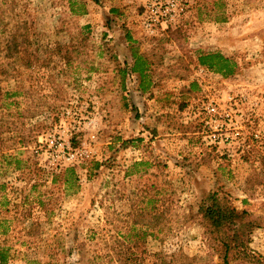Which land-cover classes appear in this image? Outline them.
I'll list each match as a JSON object with an SVG mask.
<instances>
[{
  "label": "rangeland",
  "instance_id": "1",
  "mask_svg": "<svg viewBox=\"0 0 264 264\" xmlns=\"http://www.w3.org/2000/svg\"><path fill=\"white\" fill-rule=\"evenodd\" d=\"M14 13L37 29L39 60L1 84L21 113L10 117L18 134L0 138L6 264H87L117 240L139 264H220L197 214L212 191L258 223L249 247L264 257V0H185L154 33L135 0H0V41ZM207 52L233 74L200 65ZM141 209L161 213V230L137 238Z\"/></svg>",
  "mask_w": 264,
  "mask_h": 264
},
{
  "label": "trees",
  "instance_id": "2",
  "mask_svg": "<svg viewBox=\"0 0 264 264\" xmlns=\"http://www.w3.org/2000/svg\"><path fill=\"white\" fill-rule=\"evenodd\" d=\"M91 1L98 2V0ZM15 16H17L16 13L13 14L12 21L14 22L9 29L8 39L0 41V138L3 134H18L15 121L11 120L10 117H18V115H21L19 109L10 110L8 108L11 103H14V101H8L9 98L14 97L19 92L3 89L1 84L15 74L17 64L23 65L25 69H33L34 62L39 60V47L31 39L32 36L38 35L37 29L31 22L27 20L20 21L18 18H14ZM1 21L2 19H0ZM5 31L6 28L1 29L0 35H3ZM133 58L134 61L130 67V71L132 73H138L140 78L143 79L146 77V62L135 53L133 54ZM198 63L214 72L220 73L223 77L233 74L235 67L233 61L217 52L200 54L198 56ZM122 73L124 76L123 69ZM142 82L138 85V89L144 91L146 90V86ZM19 140L22 139L19 137ZM126 144L127 141H123L121 145L125 146ZM13 159L16 160V158ZM98 166L99 164L96 163L95 167L97 168ZM64 170L65 172L74 171L73 168H66ZM2 213L3 211H0V224L4 226L6 219L2 216ZM197 214L199 215L200 223L204 227L205 232L216 245L220 264H264V257L249 247L252 230L258 223L249 218L246 210L237 209L229 203V200L225 196L220 195L217 191H212L208 192L199 201ZM147 216L146 209H141L132 215L131 230L134 233L131 232L130 236L143 238L146 232V229L143 228L152 227L153 229L157 228L159 231L161 230V213L153 212L149 218ZM136 226H140L141 229ZM129 241L132 244V248L137 247L136 243H138V240L130 239ZM117 243L116 246L112 245L104 255L93 253L87 264H95L104 258H107L109 262L107 264H139L135 251H123L117 246L120 244V241L117 240ZM84 244L80 243V246ZM8 252V247H0V264H6ZM158 257L162 258L158 264H169L165 261L164 257L160 255ZM46 264L54 263L48 262Z\"/></svg>",
  "mask_w": 264,
  "mask_h": 264
},
{
  "label": "built area",
  "instance_id": "3",
  "mask_svg": "<svg viewBox=\"0 0 264 264\" xmlns=\"http://www.w3.org/2000/svg\"><path fill=\"white\" fill-rule=\"evenodd\" d=\"M140 3L143 10V26L144 28L154 33L159 29L166 28L171 22L176 20L180 15L185 13V0H135ZM206 110L215 112V107L209 104ZM210 139L213 142H219L222 140L218 131H214L210 134ZM52 148L55 151H60L61 156L66 159H72L75 153L65 151L62 143L51 141Z\"/></svg>",
  "mask_w": 264,
  "mask_h": 264
}]
</instances>
